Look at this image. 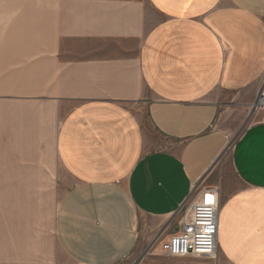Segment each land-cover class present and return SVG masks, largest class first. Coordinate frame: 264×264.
Masks as SVG:
<instances>
[{
	"label": "crops",
	"instance_id": "crops-1",
	"mask_svg": "<svg viewBox=\"0 0 264 264\" xmlns=\"http://www.w3.org/2000/svg\"><path fill=\"white\" fill-rule=\"evenodd\" d=\"M263 74L264 0H0V264H54L45 234L74 264H210L154 245ZM228 162L214 263L264 264V110ZM40 166L70 182L50 212Z\"/></svg>",
	"mask_w": 264,
	"mask_h": 264
},
{
	"label": "built area",
	"instance_id": "built-area-1",
	"mask_svg": "<svg viewBox=\"0 0 264 264\" xmlns=\"http://www.w3.org/2000/svg\"><path fill=\"white\" fill-rule=\"evenodd\" d=\"M251 108L253 111L264 110V74ZM196 187L190 194L191 202L181 220L180 230L162 242L159 250L171 258L192 255L215 264L218 189Z\"/></svg>",
	"mask_w": 264,
	"mask_h": 264
},
{
	"label": "rangeland",
	"instance_id": "rangeland-1",
	"mask_svg": "<svg viewBox=\"0 0 264 264\" xmlns=\"http://www.w3.org/2000/svg\"><path fill=\"white\" fill-rule=\"evenodd\" d=\"M263 110H256L253 111L252 108L250 107L247 114L244 115V117H240L238 119L239 121H232L229 125L231 127L230 131L228 132V136H226V143L224 145V148L222 150V153L219 157V159L216 161L215 166L212 167V175L204 181V184L202 186L206 185H212L213 187L215 186V178L217 172L223 167L226 171L224 172L225 175L227 176H232V172L229 169V154L232 150V147L239 137L240 133L243 131V129L250 123L251 121V116L253 114H258L261 113ZM237 116H234L236 118ZM49 170V171H48ZM40 199H42V204L44 206V209H48L50 212V209H52L54 202L57 201V199L60 197L62 192L66 189V187L69 185V179L66 177L64 172L60 170L58 166H40ZM212 180V183H211ZM201 182V180H200ZM198 184H196L197 186ZM195 186V187H196ZM198 189V187H196ZM216 188V187H215ZM191 202V195L189 199L185 202L183 207L179 209L178 217H179V224L186 212V209ZM177 233V231L172 232L171 235ZM170 235V236H171ZM169 236V237H170ZM46 240H49V249H53L51 251L52 258L54 259V264H74L73 262H70L61 252L59 249L55 247V243L52 241L51 237H48L46 239V234H45V243ZM166 241V240H165ZM164 242V240L159 241L157 244H155V248H158L160 244ZM151 248V247H150ZM50 253V251H48ZM45 254V251H44ZM137 260L134 261L136 263ZM4 264H9V262L4 263Z\"/></svg>",
	"mask_w": 264,
	"mask_h": 264
},
{
	"label": "water",
	"instance_id": "water-1",
	"mask_svg": "<svg viewBox=\"0 0 264 264\" xmlns=\"http://www.w3.org/2000/svg\"><path fill=\"white\" fill-rule=\"evenodd\" d=\"M218 159H219V158H218ZM218 159H217V160H218ZM217 160H216V161H217ZM180 208H181V207H180ZM180 208H179V209H180Z\"/></svg>",
	"mask_w": 264,
	"mask_h": 264
}]
</instances>
